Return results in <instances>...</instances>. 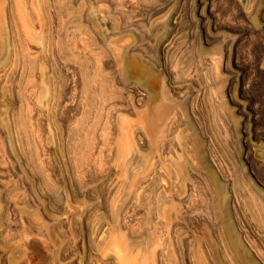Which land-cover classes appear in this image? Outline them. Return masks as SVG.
Returning a JSON list of instances; mask_svg holds the SVG:
<instances>
[{
	"label": "rangeland",
	"instance_id": "374dc122",
	"mask_svg": "<svg viewBox=\"0 0 264 264\" xmlns=\"http://www.w3.org/2000/svg\"><path fill=\"white\" fill-rule=\"evenodd\" d=\"M43 2L38 40L0 39V205L19 203L0 206V264H264V0ZM163 109L177 117L160 132ZM144 168L179 180L172 205L189 208L163 256L143 226L171 204L139 190Z\"/></svg>",
	"mask_w": 264,
	"mask_h": 264
},
{
	"label": "bare ground",
	"instance_id": "6f19581e",
	"mask_svg": "<svg viewBox=\"0 0 264 264\" xmlns=\"http://www.w3.org/2000/svg\"><path fill=\"white\" fill-rule=\"evenodd\" d=\"M44 0H0V21H2V24H3V26L4 27H2L3 29L1 30V31H3L5 34H1L0 36H1V38L0 39H2V36L3 35H5V37L4 38H6L8 35L10 36V38L12 39L13 38V40L15 39L16 41H17V39L20 41V42H23L24 40H23V38H24V36L26 37V38H28V37H31V38H33L34 40H38L37 38H38V30H39V28H38V26H39V24H40V22H41V20H40V18H39V16H38V7H39V5H41L42 3L44 4V2H43ZM46 4H48V3H46ZM45 5V4H44ZM43 6V5H42ZM46 7V6H45ZM45 7H42V8H45ZM47 7H48V5H47ZM43 10V9H42ZM49 10V9H48ZM45 11V10H44ZM58 11V10H57ZM96 11L97 10H95V13H96ZM47 12V11H46ZM50 12V11H49ZM101 12V11H100ZM103 12V11H102ZM45 14V13H44ZM43 14V15H44ZM40 15V14H39ZM50 15V14H49ZM58 15V14H57ZM94 15V14H93ZM98 15V14H97ZM97 15H95V17H97ZM52 16V15H51ZM50 17V16H49ZM51 18V17H50ZM60 18V17H59ZM81 18V17H80ZM104 19V18H103ZM102 19V20H103ZM46 21V20H45ZM59 21V20H58ZM77 21V20H76ZM55 23V22H54ZM62 23H64V22H62ZM101 23V22H100ZM1 23H0V29H1V25H2ZM41 25V24H40ZM45 25H47V24H45ZM50 25V24H49ZM51 25H53V24H51ZM60 25V24H59ZM96 25V24H95ZM48 26V25H47ZM81 26H83V25H81ZM40 27V26H39ZM44 27V26H43ZM96 27V26H95ZM97 27H98V25H97ZM96 27V28H97ZM42 28V27H41ZM47 28V27H46ZM52 28H55V27H52ZM63 28V27H62ZM95 28V29H96ZM82 29V28H81ZM52 30H54V29H52ZM60 30V29H59ZM45 31V30H44ZM43 31V32H44ZM49 31V30H48ZM47 31V32H48ZM67 31V30H66ZM86 31V30H85ZM2 32V33H3ZM82 32H84V30L82 31ZM87 32V31H86ZM46 33V32H45ZM49 33V32H48ZM54 34H55V32H54ZM79 34H80V32H79ZM84 34V33H83ZM90 34V33H89ZM24 35V36H23ZM47 35V34H46ZM57 35V34H56ZM68 35V34H67ZM8 36V37H9ZM44 37H45V35H44ZM52 37V36H51ZM55 37V36H54ZM59 37V36H58ZM66 37V36H65ZM76 37V36H75ZM4 38H3V40H4ZM40 39H41V37H40ZM44 39V38H43ZM74 39V38H73ZM80 39V38H79ZM10 39H7V41L8 42H10L9 41ZM52 39L50 38V41H51ZM76 40H77V38H76ZM6 40H5V42H7ZM25 41H26V39H25ZM25 41L23 42V44L25 43ZM28 41H31V39L30 40H28ZM42 41H44V40H42ZM49 41V42H50ZM2 42V41H1ZM13 42V41H12ZM20 42H18V43H20ZM54 42V41H53ZM82 42V41H81ZM14 43V42H13ZM16 43V42H15ZM28 43V42H27ZM27 43H25V44H27ZM31 43H33L32 41H31ZM31 43H30V45H31ZM43 43V42H42ZM6 44V43H5ZM8 45H9V43H7ZM17 44V43H16ZM36 44V43H35ZM34 44V45H35ZM8 45H6L7 47H8ZM13 45V44H12ZM18 45V44H17ZM21 45V44H20ZM28 45H29V43H28ZM48 45V44H47ZM50 45V44H49ZM14 46V45H13ZM19 46V45H18ZM17 46V47H18ZM24 46V45H23ZM26 46V45H25ZM33 46V45H32ZM46 46V45H45ZM54 46V45H53ZM2 47V46H1ZM10 47V46H9ZM8 47V48H9ZM28 47V46H27ZM27 47H24V48H26V50L24 49V51L22 50L21 51V53L23 54V56H25L26 55V52H28L29 50L27 49ZM30 47V46H29ZM11 48V47H10ZM23 48V47H22ZM21 48V49H22ZM52 48V47H51ZM14 49V48H13ZM16 49V48H15ZM42 49H44L45 50V48H42ZM34 50V49H33ZM11 51V50H10ZM15 51V50H14ZM34 51H36V50H34ZM38 51V50H37ZM5 52V51H4ZM9 52V51H8ZM45 52V54H46V50L44 51ZM11 53V52H10ZM14 53H16V52H14ZM51 53V52H50ZM34 54V53H33ZM15 55V54H14ZM38 55V54H37ZM54 55V54H53ZM12 56V55H11ZM16 56V55H15ZM20 56V55H19ZM22 56V57H23ZM8 57V56H7ZM37 57V56H36ZM42 57V56H41ZM45 57V56H44ZM47 57V56H46ZM45 57V58H46ZM13 58H15V57H13ZM25 58V57H24ZM7 59V58H6ZM10 59H11V57H10ZM19 59V58H18ZM26 59V58H25ZM29 58H27V60H28ZM32 59V57L30 58V61H31V63H32V61L33 60H31ZM40 59H42V58H40ZM26 60V61H27ZM39 60V59H38ZM35 61V60H34ZM36 61H37V59H36ZM15 61H13V63H14ZM17 62V61H16ZM17 64V63H16ZM26 64V63H25ZM34 64H36L35 62H34ZM33 65V64H32ZM39 65H40V63H39ZM5 66V65H4ZM3 66V67H4ZM16 66V65H15ZM12 67V66H11ZM10 67V68H11ZM33 67L35 68V65H33ZM5 68V67H4ZM14 67H12V69H13ZM31 68H32V66H31ZM2 69V68H1ZM6 70V69H5ZM35 69H33V71H34ZM35 71H37V70H35ZM2 72H4V71H2ZM8 72V71H7ZM5 73V72H4ZM9 73V72H8ZM10 73H12L11 71H10ZM14 73V72H13ZM0 78H2V77H0ZM58 88H59V86H58ZM89 88V87H88ZM54 89H56V88H54ZM60 93V92H59ZM56 94V93H55ZM61 94V93H60ZM59 94V95H60ZM54 95V94H53ZM163 96H165V95H163ZM54 97V96H53ZM55 98V97H54ZM56 99H57V97H56ZM55 99V100H56ZM60 99V98H59ZM54 100V101H55ZM167 100V99H166ZM58 101V100H57ZM65 101H67V100H65ZM50 102V101H49ZM59 103H60V101H58ZM58 102H56V103H58ZM51 103H53L52 101H51ZM50 103V104H51ZM55 103V102H54ZM105 103V102H104ZM47 104V103H46ZM45 104V105H46ZM69 104V103H68ZM55 105V104H54ZM64 105V104H63ZM70 105V104H69ZM49 106V105H48ZM58 106V105H57ZM56 106V107H57ZM67 106V105H66ZM55 107V108H56ZM106 107V106H105ZM46 109H47V107H45ZM44 108V109H45ZM52 108V107H51ZM55 108H53V112H54V109ZM67 108V107H66ZM110 108V107H109ZM158 108H159V106H158ZM157 108V109H158ZM103 109V108H102ZM5 110V109H4ZM105 110V109H104ZM158 110H161V109H158ZM164 110H166V109H163V111ZM49 111H50V109H49ZM51 111H52V109H51ZM101 111V110H100ZM112 111V110H111ZM162 111V110H161ZM167 111V110H166ZM169 111V110H168ZM161 112L160 114L161 115H159V117H160V121H161V123L162 124H160L159 125V128L161 127V126H163V130L164 131H160V132H165L166 130H170L171 128V126L174 124V122H175V119H176V117H177V115L175 114V112L172 114V111H171V114L169 113V112ZM153 113L152 114H154V111H152ZM2 113V112H1ZM0 113V114H1ZM52 113V112H51ZM101 113V112H100ZM99 113V114H100ZM147 114H149L148 112H146ZM156 113H157V116H158V111H156ZM49 114V113H48ZM111 114V113H110ZM136 114H138L137 112H136ZM142 113H140L139 112V116L141 115ZM8 115V114H7ZM49 115H51V114H49ZM109 115V114H108ZM143 115V114H142ZM150 115V114H149ZM102 116H104V114L102 115ZM107 116V115H106ZM146 116H148V115H146ZM154 116V115H153ZM55 117H57V115L55 116ZM105 117V116H104ZM108 117V116H107ZM150 117H151V115H150ZM156 117V116H155ZM159 117H158V119H159ZM1 119L3 118V116L2 117H0ZM142 118H143V116H142ZM148 118H149V116H148ZM152 118H154V117H152ZM145 119H147V118H145ZM150 119V118H149ZM156 119V118H155ZM157 119V120H158ZM156 120V121H157ZM106 122H107V120H105ZM149 121V124H150V120H148ZM155 121V122H156ZM3 122V121H2ZM141 122H145V121H139V123H141ZM158 122V121H157ZM4 123V122H3ZM110 123V122H109ZM135 123H137V122H135ZM124 124V123H123ZM148 124V123H147ZM147 124L145 123V127L147 128V130H148V128L149 127H147ZM132 125V124H131ZM137 125V124H136ZM144 124H142V126H143ZM135 126V125H134ZM133 126V127H134ZM141 126V127H142ZM148 126H150V125H148ZM92 127V126H91ZM138 127H139V125H138ZM144 128V127H143ZM143 128H141V129H143ZM151 128H152V126H151ZM156 128H158V127H156ZM162 128V127H161ZM170 128V129H169ZM121 129V128H120ZM124 129H126V128H124ZM128 129V128H127ZM130 129V128H129ZM134 129H136L135 127H134ZM141 129H139L138 128V133L140 132V130ZM150 129V128H149ZM154 129V128H153ZM88 130V129H87ZM91 130V129H90ZM131 130H132V128L130 129V133L129 134H131ZM134 131V130H133ZM132 131V132H133ZM142 131H144V130H142ZM87 132V131H86ZM97 132V131H96ZM120 132V131H119ZM129 132V131H128ZM149 132V131H148ZM160 132H159V134H160ZM127 133V132H126ZM136 132L134 131V134H135ZM145 133L147 134V132H146V130H145ZM150 133V132H149ZM153 133H154V130H153ZM89 134V133H88ZM95 134V133H94ZM121 134H123V132L121 133ZM125 134V133H124ZM128 134V133H127ZM140 134V133H139ZM144 134V133H143ZM156 134V133H155ZM158 134V133H157ZM156 134V135H157ZM165 134V133H164ZM163 134V135H164ZM167 134V133H166ZM95 135H97V134H95ZM145 135V134H144ZM162 135V136H163ZM87 136V135H86ZM120 136V135H119ZM123 136V135H122ZM127 136H129V135H127ZM143 136V135H142ZM151 136H152V134L149 136L150 138H151ZM165 136V135H164ZM163 136V137H164ZM90 137V136H89ZM95 137V136H94ZM105 137V136H104ZM130 137V136H129ZM129 137H127L126 139H128ZM135 137H136V135H135ZM144 137V136H143ZM143 137H142V139H143ZM145 137H148V134L147 135H145ZM157 137V136H156ZM159 137V136H158ZM132 138V137H131ZM154 138V137H153ZM136 139H138V138H136ZM139 139H141V135H140V137H139ZM119 140V139H118ZM126 141V140H125ZM128 141V140H127ZM133 141V140H132ZM136 141V140H135ZM142 141V140H141ZM153 141H155V139L153 140ZM158 141V140H157ZM93 142V141H92ZM121 142V141H120ZM122 142H123V139H122ZM137 142H139V141H137ZM136 143V142H135ZM140 143V142H139ZM152 143V142H151ZM158 143V142H157ZM161 143V142H160ZM95 144V143H94ZM129 144V143H128ZM86 145V144H85ZM91 145V144H90ZM123 145H125V144H123ZM136 145H137V143H136ZM158 145V144H157ZM165 145V144H164ZM91 146H94L93 144L91 145ZM134 146V145H133ZM140 146V145H139ZM166 146V145H165ZM95 147V146H94ZM122 147V149L121 150H123V147H125V146H121ZM130 147H131V145H130ZM135 147V146H134ZM158 147V146H157ZM91 148V147H90ZM93 148V147H92ZM112 148V147H111ZM128 149H129V147H127ZM126 148V149H127ZM85 149V148H84ZM89 149V148H88ZM137 149H139L138 148V146H137V148L135 149L136 150V152H137V154L139 153V151H137ZM170 149H171V147H170ZM169 149V150H170ZM96 150V149H95ZM120 150V151H121ZM135 150L133 151L134 153H136L135 152ZM88 151V150H87ZM111 151V150H110ZM129 151V150H128ZM132 151V150H131ZM131 151H129V152H131ZM157 151H159V147H158V149H157ZM172 151V150H171ZM99 152H101V151H99ZM109 152V151H108ZM112 152H113V150H112ZM111 152V153H112ZM142 152V151H141ZM88 153V152H87ZM121 153H124V150H123V152H121ZM128 152H127V150H126V152H125V157H126V154H127ZM91 154V153H90ZM118 154V153H117ZM137 154H134L133 156L135 157V155H137ZM160 154V153H159ZM83 155H85V154H83ZM89 155V154H88ZM101 155V154H100ZM111 156V155H110ZM121 156V155H120ZM122 156H124V154L122 155ZM128 156V155H127ZM138 156H139V154H138ZM90 157V156H89ZM117 157V156H116ZM129 157H130V155H129ZM140 157H141V155H140ZM79 158H80V156H79ZM91 158V157H90ZM122 158L123 157H121V161H123L122 160ZM139 158V157H138ZM159 158V157H158ZM162 158V157H161ZM84 159V158H83ZM86 159V158H85ZM127 159H128V157H127ZM130 159L131 160H134V158L132 159L131 157H130ZM129 159V160H130ZM90 160V159H89ZM135 160H136V158H135ZM134 160V161H135ZM141 160V159H140ZM162 160V159H161ZM126 161V160H125ZM134 161H133V163H132V161H131V163L132 164H134ZM144 161V160H143ZM157 161V160H156ZM83 162V161H82ZM127 163H128V160L126 161ZM145 162V161H144ZM159 162V161H158ZM164 162V161H163ZM80 163V162H79ZM95 163V162H94ZM126 163V164H127ZM129 164V165H132V164ZM143 163V162H142ZM152 163H153V161H152ZM165 163V162H164ZM84 164H87V163H84ZM88 164H89V161H88ZM125 164V162H123V165ZM125 164V165H126ZM135 164H137L136 163V161H135ZM145 164V163H144ZM157 164V163H156ZM161 164V163H160ZM79 165V164H78ZM81 165H83V164H81ZM122 165V166H123ZM139 165V164H138ZM142 164H140V166H141ZM152 165V164H151ZM154 165L155 164H153L152 166L154 167ZM159 165V164H158ZM164 165V164H163ZM121 166V167H122ZM127 166H128V164H127ZM127 166H124V167H127ZM135 166H137V165H135ZM155 166H157V165H155ZM87 167V166H86ZM89 168H90V165L88 166ZM87 167V168H88ZM120 167V168H121ZM130 167V166H129ZM143 167V166H142ZM150 167V166H149ZM152 167V168H153ZM163 167V166H162ZM83 168V167H82ZM131 168H132V166H131ZM138 168V167H137ZM148 168V167H147ZM164 168V167H163ZM124 169V168H123ZM126 169V168H125ZM124 169V170H125ZM129 169V168H128ZM127 169V171L129 172V170ZM133 169H135V167L133 168ZM142 169V168H141ZM122 170V169H121ZM136 170V169H135ZM139 170V169H138ZM144 170H146L147 171V169H145L144 168ZM154 170H156V169H154ZM90 171H92V170H90ZM132 171V170H131ZM130 171V172H131ZM134 171V170H133ZM160 171V170H159ZM137 172V171H136ZM125 173V172H124ZM123 173V174H124ZM125 175V174H124ZM126 175H127V172H126ZM129 175V174H128ZM136 175V174H135ZM140 175H143V172L140 174ZM158 174H155V171H153V169H149L141 178H139V181H138V184L139 185H137V180H135V182L134 183H136V185L138 186V187H141V188H139V190H143L144 191V189L145 190H147L148 189V191L151 193V194H155V197L157 196L159 199H163V200H165L164 201V204H167V202H169V204H171V206L169 207V206H165L164 204V206H162V208L161 207H159L160 209L157 211V212H155L156 214L155 215H152L153 214V212L151 213V212H149V213H151L150 214V216H151V218H150V216L149 217H147V219H145L148 223H149V225L148 226H150V227H148L147 226V223H145L146 224V227H148V230H146L147 228H145V225L143 226V228H144V230H145V232H146V234L145 235H149V236H151L150 238H151V243H152V245H154V247L153 246H151L152 248H154V250H152V252H153V255H154V257L155 256H160V255H165V253L168 251L167 250V247H170V246H172L173 247V245H170V242H171V240H173L174 239V237L176 238V239H178L179 240V242H183V241H185L184 239H186V238H184V239H182L181 238V236H182V233H181V231H182V229H183V227L180 225L182 222H184V221H186V215L188 214V212H189V208L188 209H185V210H183V208L180 206V207H178V209H176L173 205H172V200H173V197H180V196H182L184 193H185V190H184V187H182L181 186V183L179 182V180H178V182H177V184L176 185H172V186H167V185H165L166 183H164V184H161L160 183V180H159V177L157 176ZM160 175V174H159ZM120 176H121V174H120ZM124 177V176H123ZM123 179V178H122ZM81 182V181H80ZM122 182V181H121ZM128 182V181H127ZM127 182H125V183H127ZM132 182V181H131ZM130 182V183H131ZM162 182V181H161ZM81 184V183H80ZM57 185V184H56ZM125 185V184H124ZM128 185V184H127ZM131 185V184H130ZM135 184H133V186H134ZM126 186V185H125ZM132 186V185H131ZM5 187V186H4ZM96 187V186H95ZM121 187V186H120ZM129 187V186H128ZM135 187V189H138V188H136V186H134ZM7 188V186L4 188V189H6ZM58 188V187H57ZM56 188V189H57ZM133 188V187H132ZM144 188V189H143ZM4 189H2V190H4ZM93 189H94V187H93ZM120 189V188H119ZM123 189V188H122ZM116 190V189H115ZM8 189L7 190H5V191H0L1 193V195L2 196H4V194H5V196H7V195H9L8 194ZM12 191V190H11ZM10 191V192H11ZM121 191V190H120ZM127 191V190H126ZM147 191V192H148ZM9 192V193H10ZM93 192V191H92ZM118 192V191H117ZM132 192H136V191H132ZM142 192V191H141ZM131 193V192H130ZM138 193V192H137ZM57 193L55 192V195H56ZM122 194V193H121ZM127 194V193H126ZM145 194H147L146 192H145ZM119 195H120V193H119ZM132 195V194H131ZM131 195H128V198H129V196H131ZM133 195H134V193H133ZM135 195H136V193H135ZM138 195V194H137ZM134 196V197H138V196ZM139 195H140V192H139ZM143 195V194H142ZM149 195V194H148ZM117 196V195H116ZM120 196H122V195H120ZM125 196V195H124ZM156 197V198H157ZM192 197V196H191ZM0 198H2L3 200H4V198L3 197H0ZM116 199H117V197H115ZM133 197L131 196V200H133L132 199ZM145 198V197H144ZM149 198H151V196L149 197ZM158 198H157V201H158ZM185 198H190V195H185ZM8 200H7V202H4L3 204L4 205H0L1 206V209L3 208V211H4V209L6 210L7 208H9L10 206H13L14 208H15V206H18L19 205V203H17V201L15 200H10L9 199V197L7 198ZM125 199H127V198H125ZM114 200V199H113ZM5 201V200H4ZM117 201V200H116ZM125 202H126V200H124ZM123 201V202H124ZM138 201V200H137ZM189 201V203H190V200H188ZM2 202V201H1ZM1 202H0V204H1ZM110 202H113V201H110ZM124 202V203H125ZM148 202V201H147ZM146 202V203H147ZM150 202V201H149ZM148 202V203H149ZM156 202V201H155ZM160 202V201H159ZM127 203H128V201H127ZM192 203V202H191ZM111 204V203H110ZM117 204V203H116ZM123 204V203H122ZM139 204V203H138ZM156 204H158V203H156ZM111 205H114L113 203L111 204ZM120 206H121V208H124L125 209V207L123 206V205H121V203L119 204ZM127 205V204H126ZM141 205V204H140ZM142 205H143V201H142ZM119 206V207H120ZM123 206V207H122ZM130 206V205H129ZM144 206V205H143ZM152 206V205H151ZM161 206V205H160ZM78 207V206H77ZM153 207V206H152ZM191 207V206H190ZM78 208H80V207H78ZM121 208H120V210H121ZM154 208V207H153ZM0 209V210H1ZM111 209H112V207H111ZM82 210V209H81ZM116 210V209H115ZM2 211V213H5V212H3ZM117 211V210H116ZM70 212V211H69ZM145 212V211H144ZM1 213V212H0ZM115 213H117V216H119V214L121 213H119L118 214V211L117 212H115ZM146 213L148 214V212L146 211ZM78 214H79V212H78ZM87 214V213H86ZM125 214V213H124ZM74 215V214H73ZM113 215V214H112ZM116 215V214H115ZM70 216V215H69ZM77 216V215H76ZM116 216V217H117ZM148 216V215H147ZM1 217H3L2 215H1ZM79 217V216H78ZM112 217H114V216H112ZM120 217V216H119ZM118 217V218H119ZM3 218H5V217H3ZM3 218H1V225H0V228H1V226H3L2 224L4 223V221H6V220H3ZM74 218V217H73ZM72 218V219H73ZM7 219V218H6ZM71 219V220H72ZM102 219V218H101ZM121 219V218H120ZM124 219V218H123ZM2 220H3V223H2ZM75 220V219H74ZM118 220V219H117ZM117 220H115V223H113V225L115 224V227L117 226V227H120L121 228V226L123 225V224H121L120 226L119 225H116V223L117 224H120V222L118 221L117 222ZM143 220V219H142ZM101 221V220H100ZM103 221V220H102ZM108 221V220H107ZM120 221H122V219L120 220ZM7 222V221H6ZM145 222V221H144ZM99 223V222H98ZM101 223V222H100ZM5 224V223H4ZM77 224V223H76ZM102 224H98V226L100 227ZM108 225H110V222H109V224ZM96 226H97V224H96ZM103 226V225H102ZM107 226V225H106ZM141 226H142V224H141ZM113 227V226H112ZM117 227H116V229L115 230H117ZM124 227H125V225H124ZM4 228H5V226H4ZM93 228V227H92ZM94 228H96V227H94ZM100 228H102V227H100ZM107 228H108V226H107ZM120 228H119V232H123L124 230H125V232H127L126 230L127 229H122L121 231H120ZM133 228V227H132ZM135 228V227H134ZM1 229H3V228H1ZM97 229V228H96ZM95 229V230H96ZM99 229V228H98ZM109 229H111L110 228V226H109ZM141 229H142V227H141ZM5 230V229H4ZM91 230V229H90ZM94 230V231H95ZM104 230V229H103ZM114 230V231H115ZM143 229H142V231H144ZM107 231H109V230H104V234L105 235H107ZM112 231V230H111ZM131 231V230H130ZM130 231L129 232H127V233H130ZM137 231V230H136ZM136 231H134V233L136 232ZM142 231H140V232H142ZM6 232V231H5ZM93 232V231H92ZM97 233H99V230L98 231H96ZM110 232V231H109ZM113 232V231H112ZM118 231H117V233H119ZM122 232H121V234H122ZM124 232V233H125ZM132 232V231H131ZM139 232V231H138ZM138 232H137V234H138ZM139 232V233H140ZM144 232V233H145ZM149 232V234H147ZM102 233V234H103ZM116 233V234H117ZM133 233V232H132ZM143 233V232H142ZM1 234H3L2 232H1V230H0V236H1ZM94 234H96V233H94ZM93 234V235H94ZM103 234V235H104ZM112 234V233H111ZM110 234V237L112 236ZM5 235V234H4ZM97 236H98V234H96ZM95 235V236H96ZM104 235V236H105ZM120 234H118V236H119ZM129 235V234H128ZM133 235H135V234H133ZM132 235V236H133ZM140 235V234H139ZM144 235V234H143ZM94 236V237H95ZM96 236V237H97ZM117 236V235H116ZM115 236V237H116ZM122 236V235H121ZM126 236H127V234H126ZM129 236H131V235H129ZM142 236V235H141ZM90 237V236H89ZM120 237V236H119ZM125 237V235H123V238ZM136 237V236H135ZM135 237L133 238L132 237V239H133V241L134 240H136V241H134V242H139V246L142 244H140V238H137L139 241H137V239H135ZM98 238V237H97ZM101 238H102V236H101ZM113 238V237H112ZM121 238V237H120ZM130 238V237H129ZM165 238V239H164ZM92 239V238H91ZM110 238H108L107 240H109ZM118 239V238H117ZM122 239V238H121ZM144 239V238H143ZM93 240V239H92ZM101 240V239H100ZM102 240H103V238H102ZM111 240V239H110ZM109 240V241H110ZM119 240V239H118ZM118 240H116L117 241V243L120 241H118ZM125 240V238L122 240V241H124ZM128 240V238L126 239V241ZM91 241V240H90ZM108 241V242H109ZM114 241V240H113ZM112 240L110 241V243L112 244V242H113ZM128 241H130L131 242V238H130V240H128ZM142 241H144V240H142ZM168 241H170L169 242V244L167 243ZM4 242V241H3ZM9 242V241H8ZM106 243V245H110V243ZM121 242V241H120ZM91 243V242H90ZM114 243V242H113ZM116 243V242H115ZM129 243V242H128ZM132 243V242H131ZM130 243V244H131ZM150 243V244H151ZM1 244V243H0ZM11 244V243H10ZM98 244H100L99 242H98ZM121 244V243H120ZM119 244V245H120ZM135 244H137V243H135ZM183 244V243H182ZM18 245V244H17ZM97 245V244H96ZM103 245H105V243H103L102 245H101V248H100V250L102 251V248H104V247H102ZM115 245V244H114ZM117 245V244H116ZM157 245H161V246H159L160 248H162L163 247V249H160V248H158V246ZM165 245H167V246H165ZM91 246H92V244H91ZM94 246V245H93ZM92 246V247H93ZM125 246H127V250H126V248H124ZM124 247H121V246H119L118 248H119V251L121 250V248H123V250H126V251H129V252H131L130 251V247L128 248V244H126ZM130 246H133L134 247V245H130ZM142 246V245H141ZM106 247H108V246H106ZM121 247V248H120ZM135 247H137V246H135ZM135 247H134V249H135ZM151 247H150V249H151ZM2 249L4 248L3 247V245H2V247H1ZM6 248V247H5ZM16 248V247H15ZM18 248V247H17ZM23 248V247H22ZM99 248H98V250H97V248H96V250L99 252ZM113 248V247H112ZM118 248H117V251H118ZM132 248V247H131ZM164 249H166L167 251L165 252L164 251ZM12 250H14V248H12ZM12 250H9V251H12ZM114 250H115V246H114ZM137 250L138 251H141V248H140V250H139V248H137ZM169 250H170V248H169ZM8 251V252H9ZM15 252L16 251H19V250H14ZM51 251V250H50ZM61 251V250H60ZM72 251V250H71ZM96 251V253L98 254V252ZM100 251V252H101ZM144 251V250H143ZM58 253H59V251H57ZM104 252H106V251H104ZM103 252V253H104ZM121 252H122V250H121ZM121 252H118V254H120ZM125 252V251H124ZM129 252H126V253H129ZM133 252H135L134 250H133ZM95 253V254H96ZM102 253V252H101ZM100 253V254H101ZM102 253V254H103ZM169 253V252H168ZM171 253V252H170ZM169 253V254H170ZM7 254V253H6ZM13 254V253H12ZM16 254H19V253H17L16 252ZM21 254H23V253H21V251H20V255ZM52 254V253H51ZM90 254V253H89ZM19 255V256H20ZM54 255V254H53ZM59 255V254H58ZM92 255V254H91ZM132 257H134V259H135V256H133V254H130ZM152 255V256H153ZM171 255V254H170ZM8 256V255H7ZM13 256H15L14 254H13ZM21 256H23V255H21ZM20 256V257H21ZM24 256H25V253H24ZM98 256V255H97ZM168 256V255H167ZM167 256H166V258H167ZM172 256V255H171ZM9 257V256H8ZM11 257V256H10ZM18 256H16V258H17ZM90 257V256H89ZM99 257V256H98ZM109 257V256H108ZM118 257H119V255H118ZM73 258V257H72ZM92 258H93V256H91V259L90 258H88L87 259V261L85 262V264H90L89 262H90V260H92ZM95 258H96V256H95ZM106 258H107V256H106ZM124 258V257H123ZM15 259V258H14ZM24 259V258H23ZM76 259V258H75ZM83 259V258H82ZM94 259V258H93ZM99 259V258H98ZM125 259V258H124ZM130 259V256H129V258H128V254H127V261ZM156 259V258H155ZM169 259V258H168ZM21 260V259H20ZM25 260V259H24ZM100 260V259H99ZM98 260V261H99ZM102 260V259H101ZM116 260V259H115ZM118 260H119V258H118ZM117 260V261H118ZM131 260H133V259H131ZM136 260H138V259H136ZM165 260V259H164ZM11 261V260H10ZM18 261V260H17ZM106 261V260H105ZM119 261H121V263H123L122 261L123 260H119ZM135 261V260H134ZM139 261V260H138ZM137 261V262H138ZM166 261H167V259H166ZM16 262V261H15ZM84 262V261H83ZM94 262V261H93ZM101 262V261H100ZM125 262V261H124ZM129 263H130V261H128ZM136 262V261H135ZM52 263V262H51ZM58 263H59V260H58ZM63 263V262H62ZM81 263H82V261H81ZM95 263V262H94ZM103 263V262H102ZM131 263H133V261L131 262ZM139 263V262H138ZM137 263V264H138ZM170 263V262H169ZM12 264V263H11ZM54 264V263H53ZM63 264H65V263H63ZM71 264V263H70ZM83 264V263H82ZM107 264V263H106ZM118 264V263H117ZM124 264V263H123ZM126 264V263H125ZM135 264V263H134Z\"/></svg>",
	"mask_w": 264,
	"mask_h": 264
}]
</instances>
